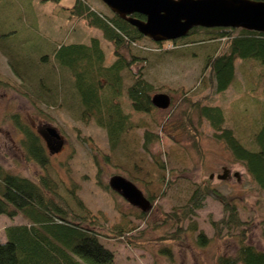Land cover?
Here are the masks:
<instances>
[{
  "label": "rangeland",
  "instance_id": "1",
  "mask_svg": "<svg viewBox=\"0 0 264 264\" xmlns=\"http://www.w3.org/2000/svg\"><path fill=\"white\" fill-rule=\"evenodd\" d=\"M74 1L0 0V31H11L8 39L2 42L9 45L17 43L21 52L33 55L46 54L61 41L88 42L92 36H97L105 49L107 61L111 62L114 59L112 45L103 37L102 31L88 26L83 19L71 16L70 10L60 8L61 4L71 5ZM87 1L95 9L107 15L113 14L103 0ZM191 39L173 44L172 47L177 49L173 52L160 50L170 45L164 41L159 43L144 37L137 42L134 51L140 56V61L134 71L140 70L156 86L153 94L168 93L172 102L169 107L155 109L152 113L139 112L130 107L124 93V109L130 112L133 123L144 121L147 125L131 129L116 149L110 147L107 131L93 120L82 121L71 110H48L52 113L50 125L59 130L65 142L60 151L50 153V168L46 170L27 158L21 143L24 135L12 115L34 128L39 123L33 121L49 120L46 114L38 113L29 96L21 92L25 82H21V87L16 84L19 77L9 56L0 48V163L6 169L36 181L40 175L46 174L52 179L64 181L62 185H77L78 196L92 212L100 213L101 221L108 225L119 222L122 211H125L128 218L138 225L130 233L131 237L146 243L134 247L126 241L101 237L120 264H218L220 254H233L238 247L239 230L230 229L224 223H219L217 229L213 224L226 216L223 203L214 192L227 195L236 204L239 217L250 228L248 242L264 249V190L255 183L245 166L234 159L226 145L215 138L208 120L200 119L193 112V121L201 133L197 144L189 134L175 132L178 142L160 135V138L153 139L150 152L142 146L146 129L159 134L162 124L181 122L185 113L192 111L190 100L208 95L215 104L225 109L231 103L242 102L240 99L247 79L241 66H238L235 82L224 93H217L210 85L204 86L201 82L203 65L207 48L214 42H194ZM238 64H241L240 61ZM132 79L127 74L125 85L128 86ZM257 82L255 94L263 97L264 76ZM250 107L255 115V108ZM231 125L234 123L231 122ZM177 149L183 151L184 159L174 156ZM157 161L162 162L164 167ZM224 168L229 173L225 178H219L217 175L223 174ZM116 174L131 180L152 200L145 218L137 217L142 212L139 206L128 202L111 187L104 186ZM167 182L169 185L165 188ZM198 186L207 190L202 206L184 220V231L174 238L172 235L178 228L177 224L170 217L166 222L163 218L175 210L180 211ZM25 221L21 215L13 220L0 215L1 240L7 225ZM194 222L196 230H189ZM200 232L207 237L206 244L199 243ZM158 237H163L164 241L155 242ZM165 246L169 252L163 250Z\"/></svg>",
  "mask_w": 264,
  "mask_h": 264
},
{
  "label": "trees",
  "instance_id": "2",
  "mask_svg": "<svg viewBox=\"0 0 264 264\" xmlns=\"http://www.w3.org/2000/svg\"><path fill=\"white\" fill-rule=\"evenodd\" d=\"M42 1L60 3L61 0ZM60 8L70 10L71 16L101 30L103 37L112 45L114 59L107 61L105 49L97 36H92L88 42L61 41L46 54L28 55L20 51L17 43H3L11 31H0V48L9 56L19 77L16 84L21 87L25 82L21 92L29 96L38 113L46 114L48 122H52V113L48 110H71L82 121L93 120L103 127L110 147L116 149L131 129L147 125L144 121L133 123L130 112L124 109V93L133 110L152 113L159 109L152 102L156 86L140 70L133 69L140 61L134 48L147 36L119 14L107 15L87 0L61 4ZM133 15L145 18L141 13ZM201 35L204 37L195 39ZM191 38L194 42H214L207 48L203 65L201 82L204 86L210 85L217 93H224L235 82L238 66H241L247 79L240 99L242 102L231 103L225 109L208 95L190 100L192 111L186 112L181 122L162 124L159 134L146 129L142 146L150 152L153 139L160 138V135L178 142L175 132L189 134L197 144L201 133L193 121V112H196L200 119L209 121L215 138L226 145L234 159L245 166L255 183L264 190V96L255 94L257 80L264 76V32L243 27L194 26L187 36L164 41L170 45L160 50L176 51L173 44L189 42ZM127 74L133 78L128 86L125 85ZM250 106L255 108V115ZM12 118L24 135L21 143L27 158L37 162L43 170L49 169L50 150L43 135L28 122H22L15 115ZM173 154L184 159L182 150L177 149ZM104 157L107 159L106 155ZM160 165L164 167L162 162ZM61 183L65 182L46 174L40 175L36 181L22 173L12 172L0 163V215L12 220L21 215L26 219L23 223H10L5 227L4 239L0 238V264H120L101 237L126 241L134 247L144 246L145 241L131 237L130 233L138 225L128 218L125 211H122L119 222L103 223L100 213L92 212L78 196L77 185ZM168 185L169 182L165 188ZM104 186L110 187L109 183ZM206 193L204 187L198 186L180 211L165 215V222L170 217L178 226L172 235L174 238L184 231V220L202 206ZM214 194L223 203L226 216L213 224L217 229L219 223H224L230 229L239 230L237 249L233 254H220L217 263L264 264V249L248 242L250 228L239 217L236 204L225 194ZM149 211H142L137 217L145 218ZM196 228L195 222L189 226V230ZM155 240L162 242L164 238ZM207 240L200 232L199 243L206 244ZM163 250L170 251L169 248Z\"/></svg>",
  "mask_w": 264,
  "mask_h": 264
},
{
  "label": "water",
  "instance_id": "3",
  "mask_svg": "<svg viewBox=\"0 0 264 264\" xmlns=\"http://www.w3.org/2000/svg\"><path fill=\"white\" fill-rule=\"evenodd\" d=\"M109 8L130 21L145 36L157 42L176 40L187 36L194 26L243 27L264 32V0H103ZM141 13L145 18L136 17ZM158 108H167L171 96L160 92L152 96ZM47 132L52 138L61 135L53 126ZM51 152L59 151L49 143L47 134L42 133ZM237 174V173H235ZM212 176V175H211ZM226 174L218 175L225 178ZM111 187L120 192L131 204L141 207L142 211L151 208V201L132 181L121 175H113Z\"/></svg>",
  "mask_w": 264,
  "mask_h": 264
},
{
  "label": "flooded vegetation",
  "instance_id": "4",
  "mask_svg": "<svg viewBox=\"0 0 264 264\" xmlns=\"http://www.w3.org/2000/svg\"><path fill=\"white\" fill-rule=\"evenodd\" d=\"M32 123H39V125H37L36 126V130L37 131H39L40 133H41V135H43L42 133H45V134H47L46 135V137H48L49 138V143H50V145L53 147V149H56V148H58L59 146H60V144L61 143H63L64 144V139L61 137L60 139L58 138V139H56V138H52L50 135H49V133L47 132V129H48V127L49 126H53V125H50V123L51 122H45V121H38V122H36V121H33ZM40 123H45V125H40ZM54 127V126H53ZM56 128V127H55ZM57 129V128H56ZM58 132H59V130H57ZM60 133V132H59ZM61 135V134H60ZM62 136V135H61ZM43 137H44V139H45V141H46V138H45V136L43 135ZM64 141V142H63ZM46 143H47V141H46ZM64 147V145H62V147H61V149ZM60 149V150H61ZM59 150V151H60ZM51 152V151H50ZM56 152V151H55ZM224 173L225 174H227V173H229L228 172V169L227 168H224ZM220 175V174H219ZM218 176V175H217ZM119 193V192H118Z\"/></svg>",
  "mask_w": 264,
  "mask_h": 264
}]
</instances>
